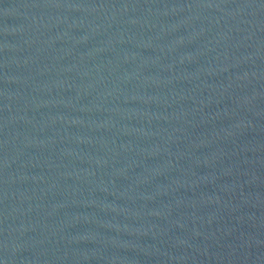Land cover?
<instances>
[{
  "label": "water",
  "instance_id": "1",
  "mask_svg": "<svg viewBox=\"0 0 264 264\" xmlns=\"http://www.w3.org/2000/svg\"><path fill=\"white\" fill-rule=\"evenodd\" d=\"M0 264H264V0H0Z\"/></svg>",
  "mask_w": 264,
  "mask_h": 264
}]
</instances>
